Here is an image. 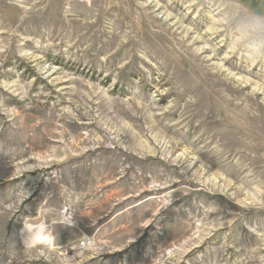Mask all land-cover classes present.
<instances>
[{
	"label": "rangeland",
	"instance_id": "rangeland-1",
	"mask_svg": "<svg viewBox=\"0 0 264 264\" xmlns=\"http://www.w3.org/2000/svg\"><path fill=\"white\" fill-rule=\"evenodd\" d=\"M249 10L0 0V264H264V59L227 28Z\"/></svg>",
	"mask_w": 264,
	"mask_h": 264
},
{
	"label": "clouds",
	"instance_id": "clouds-1",
	"mask_svg": "<svg viewBox=\"0 0 264 264\" xmlns=\"http://www.w3.org/2000/svg\"><path fill=\"white\" fill-rule=\"evenodd\" d=\"M227 28L231 31L232 46L244 54L249 61L264 59V14L251 10L239 13L229 20ZM64 213L65 220H70L72 217L70 206L64 209ZM24 231L25 247L38 243L52 245L54 238L51 225L43 219L25 224Z\"/></svg>",
	"mask_w": 264,
	"mask_h": 264
}]
</instances>
